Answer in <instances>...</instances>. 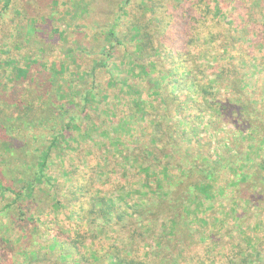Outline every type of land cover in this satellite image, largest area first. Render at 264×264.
<instances>
[{"label":"trees","instance_id":"obj_1","mask_svg":"<svg viewBox=\"0 0 264 264\" xmlns=\"http://www.w3.org/2000/svg\"><path fill=\"white\" fill-rule=\"evenodd\" d=\"M165 1L157 5L158 11L147 5L144 9L148 15L142 16L143 1L98 0L93 12L99 21L94 22L90 21L91 9L86 0H0V264H45L55 256L52 264H68L70 259L72 264H81L83 260L79 257L84 255V247L89 248L87 264H150L148 259L140 260L135 255L137 236L124 246L134 250L133 255H124L126 249L121 251L123 246L119 248V245L99 248L95 242L101 240V235L95 233L96 225L110 226L115 221L121 224L126 216L133 221L135 216L141 226L150 224L149 236L155 237V243H167L168 247L172 243L171 249L177 253L176 241L170 242L168 238L180 234L187 240L190 229L198 230L196 221H203L200 218L203 211H210L216 200L226 199L228 194L232 203L236 200L237 206H232L228 216L239 221L238 224H242L238 206L258 207L264 195V163L252 159L249 170L239 171V162L243 159V164L246 157H251L247 152H225L201 165L178 149L175 153L179 165L175 170L167 158L158 159L163 166L153 163V147L146 146L157 140L164 125L167 133H171L172 124L146 116L149 97L154 96L149 108H154L156 103L161 107L164 103L161 104L163 95L159 90H193L197 95L199 87L198 80L186 68L189 59L175 62L169 56L165 60L169 62L164 76L156 74L162 73V69H156L153 58L163 50L167 37L160 11ZM169 1L174 4L168 5L176 8L182 0ZM211 1L212 8L208 11L223 17L225 9L235 0ZM152 22L157 26H151ZM248 31L243 26L239 35ZM73 34L93 38L98 45L90 40L85 44L77 42L71 37ZM242 62L248 68L255 66L246 60ZM122 64L127 67L122 68ZM241 65L228 62L233 75L226 77L231 90H239V95L244 78L234 80L236 68ZM228 69L224 71L229 72ZM185 72L188 75L182 76ZM183 79L186 80L181 83ZM137 80L147 81L149 97L142 98L145 89L138 88ZM109 88H116L125 100L128 94V104L134 112L127 109L121 115L113 105L97 110V104L111 95L120 100ZM245 109L241 106L236 115L251 126L247 114L252 118L254 114L251 111L246 114ZM165 111L167 118V107ZM139 118L147 125L136 128ZM135 133L140 134H136L135 152H124L120 146L126 149L130 143L126 138ZM104 140L111 143V155H124L121 159L124 164H113L115 159H111L109 169L101 171V176H94L91 173L97 167L90 166V156H83V149L90 150L92 143L100 141L105 144V150ZM82 141H85L83 145ZM148 156L152 157L151 161L147 160ZM55 167L61 176L66 175L61 194L58 178L49 174ZM89 172L86 184L82 185V176ZM111 186L119 191H123L121 186L128 187L124 197L131 203L124 202V210L118 207L124 197H111L112 190L109 198L105 197L103 189ZM260 186L261 190L256 192ZM215 187L221 193L218 197ZM66 211L80 221L68 233L57 226L58 217ZM159 218L162 222L157 221ZM226 223L224 220L216 231L222 233ZM257 227V231L263 228L261 221ZM213 229L212 237L207 227L195 232L198 236L195 243L200 241L209 246L207 241L211 239L215 245ZM40 231L46 233L48 241L44 251L38 253L33 245ZM225 236L221 235L223 239ZM254 240L250 237L247 244L237 239L235 247L223 254L226 264L255 261L264 264V249H259ZM160 255L159 249L156 256ZM182 261L179 258L177 264Z\"/></svg>","mask_w":264,"mask_h":264},{"label":"rangeland","instance_id":"obj_2","mask_svg":"<svg viewBox=\"0 0 264 264\" xmlns=\"http://www.w3.org/2000/svg\"><path fill=\"white\" fill-rule=\"evenodd\" d=\"M86 1L90 4V21H99V19H95L97 15L93 12L94 9H97L98 0ZM139 1L140 3L142 1L145 2L143 9L147 8V5H150L152 9L158 11L157 5L160 4L161 0ZM168 3L174 4L166 0L163 3L164 5H162V9H160L165 19L163 22L166 24L165 34L167 37L163 50L159 53L158 57L156 55L153 58L156 60V69H162V73L157 72L156 74H161L159 77L164 76L163 74L166 72L165 67L169 62H165V60L169 56L175 58V62H179V59H189L186 62V68H189L191 70L190 73L198 80L199 87L197 95L194 94L193 90L191 92L173 89L159 90L164 97L161 96V104L164 103L161 106L162 110L159 105H156L157 103L154 108L148 107V105H151V100L154 96H148L147 81L137 80V82H140L138 88L145 89L142 92V98H150L146 106L148 109L146 116L155 117V120L158 119L161 123L167 122L169 125L172 124L170 126L171 133H167V130H165V126L167 127V125H164L161 127L157 140L152 144L148 143L146 146L148 149L153 147L152 150L155 154V162L153 163H156L157 166H163V164L158 163V159L167 158L175 170L179 165V156L175 153L178 149L185 154L191 155L195 162L201 165L208 164L216 155L225 152L229 154L247 152L251 156L249 158L246 157V161L243 164H241L243 159L239 162V171L249 170V162L252 159L264 163V0H235L225 9V16L223 17L213 14L212 10L208 11V9L212 8L211 0H182L176 8L168 5ZM183 8L190 10L184 11ZM58 11L61 12V9ZM33 12L35 13V11ZM109 13L110 10L105 12L107 19ZM145 13L144 9L140 15L143 16ZM147 15L148 12L146 13ZM128 20L126 18V22ZM154 25H156V22H152L151 26ZM243 26L247 27L249 31L244 35H239ZM10 31L8 30V32ZM235 36L238 37L236 38ZM71 37L76 39L77 42L85 44L90 40L93 44L98 45L97 41H94L93 38H83L80 34H73ZM251 40L254 45H250ZM255 42H259V44H255ZM242 60L251 62L255 66L248 68ZM228 62L242 64L240 68H236L237 71L235 72H237V75L234 80L236 82L240 76L244 78L242 95L237 93L239 90H231L226 79V77L233 75V71L227 67ZM126 67L125 64H122V68ZM225 68L229 72H225ZM187 75L188 73L186 72L182 74V76ZM185 80L183 79L181 83H184ZM132 82H135L133 77ZM108 90L112 94L118 95L120 100H117V102L115 96L111 95L100 104H97V110H102L103 106L113 105L115 109L121 111V115L127 109L134 112L133 107L128 104V94H126L125 100L122 98V95L118 94L116 88H109ZM239 100H241L240 103ZM241 106L246 107L244 110L246 114L249 111L254 114V118L247 114L248 118L252 121L251 126L246 124L247 121H243L244 118L236 115V112L239 111L238 108ZM166 107L169 111L167 118H165ZM146 125L142 121V118H139L135 127L139 128V126ZM136 134L140 136L139 133H135L131 138H126V140L130 141L126 149L120 146L124 152H135L136 140H138V135ZM84 142L82 141L81 144L83 145ZM104 142L107 146L105 150L103 147L105 144L103 145L100 141L92 143L93 147L90 150L88 148L83 149V156H90V159H88L90 166L97 167L96 171L91 173L94 176L95 174L101 176V171L108 170V163L111 159H115L112 162L113 164H124V160H121L124 155H111V143L106 140ZM146 147L143 149L142 156H144ZM102 157L104 158L102 159ZM104 160H106V163L103 162ZM147 160L151 161L152 157L148 156ZM84 166H87L86 162ZM49 174L58 178V187H62L61 194L65 189L66 175L61 176L56 167L50 170ZM89 175L90 172L82 176L84 178L81 181L82 185L86 184ZM243 186L246 185L244 184ZM215 188L217 191L216 196L218 197L221 193L217 187ZM121 189L123 191L117 190L116 186H111L104 188L103 192L105 193V197L109 198V190H112L110 196L119 198L124 197L128 187L121 186ZM260 190L261 186L256 188V192ZM124 202L131 203L130 199L124 197L123 201L120 202L121 205H118V207L122 206L121 210L126 208L125 205H122ZM232 202L233 199L230 197V194H228L226 199H221L219 202L216 200L214 206L211 205L210 211L204 210L201 214L200 218L203 221H196L197 231H204L207 227L210 237H212L211 227L214 228L212 232H214L215 245H212L211 239L207 241L209 246L200 241L196 244L195 239L198 236L195 233L197 231L194 227L190 229L189 237H186V239L188 238L187 240H183L180 234L176 237L168 238L170 242L176 241L175 245H178V252L175 253L176 251L172 250L170 246L172 243L169 247L167 243H155V237L149 236L150 224L141 226V224L135 221V216L133 217L134 221L126 216L124 221L120 222L121 224H117L116 221L110 226H102L103 223L97 224L98 229L95 233H98L99 236L101 235V240L95 242V244L99 248L116 247L117 245L120 246H118L119 248H122L121 246H123L120 250L124 252L123 249H126L124 255L134 254L135 252L137 258H140V260L148 259L150 264H177L179 258L184 259V262L182 261L183 263L181 264H226V258L223 254L235 247L233 244L237 239L244 240L248 244L250 237H253L255 238V245L259 249H264V195L261 196L256 208H249L242 204L236 208L237 213L242 217V222H240L242 224H238L239 221L236 222L228 216V211L232 206H237L236 200L235 203ZM62 203L63 201H61ZM248 209L249 212L247 213ZM43 218H46V216ZM162 220L161 218L157 219L158 222H162ZM224 220H227L228 224L226 223L223 227L222 233L220 230L216 231V229H220V224ZM259 221L262 222L263 228L261 227L257 231ZM79 225V218L74 219V215L69 213V211H66L64 215L61 214L57 219L58 228L63 229L65 233H68L69 229L76 228ZM188 226L191 227V225ZM83 229L90 230L86 227H83ZM222 234H226L224 239L221 237ZM35 236L36 241L33 249L41 253L44 251V245L48 241L46 233L40 231ZM135 236L138 237L135 251L130 248H124V246H128L130 238L135 239ZM217 236H220L221 239H217ZM224 242L225 245H223ZM88 249L86 247H84V250L82 249L84 255L79 257V259L83 260L81 264H87L85 261H88L89 258ZM159 249L162 255L157 257L156 251ZM55 259L56 256L51 258V260L48 258V262L45 264H52ZM72 263L70 259L68 264ZM252 264L263 263L255 261Z\"/></svg>","mask_w":264,"mask_h":264}]
</instances>
